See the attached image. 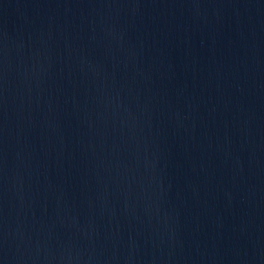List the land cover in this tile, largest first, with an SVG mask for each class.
I'll return each mask as SVG.
<instances>
[{"label": "water", "instance_id": "1", "mask_svg": "<svg viewBox=\"0 0 264 264\" xmlns=\"http://www.w3.org/2000/svg\"><path fill=\"white\" fill-rule=\"evenodd\" d=\"M0 264H264V0H0Z\"/></svg>", "mask_w": 264, "mask_h": 264}]
</instances>
